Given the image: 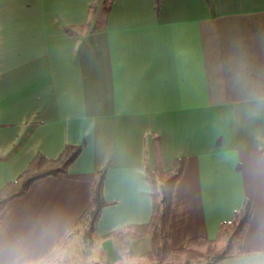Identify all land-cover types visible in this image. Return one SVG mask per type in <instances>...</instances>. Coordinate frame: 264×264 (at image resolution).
<instances>
[{
    "label": "crops",
    "instance_id": "1",
    "mask_svg": "<svg viewBox=\"0 0 264 264\" xmlns=\"http://www.w3.org/2000/svg\"><path fill=\"white\" fill-rule=\"evenodd\" d=\"M93 1L0 0V188L81 146L0 210V264L69 257L100 171L107 204L77 263L147 264L150 234L123 259L109 234L150 221L146 167L180 157L171 247L216 238L248 199L213 264H264V0H110L103 15Z\"/></svg>",
    "mask_w": 264,
    "mask_h": 264
},
{
    "label": "trees",
    "instance_id": "2",
    "mask_svg": "<svg viewBox=\"0 0 264 264\" xmlns=\"http://www.w3.org/2000/svg\"><path fill=\"white\" fill-rule=\"evenodd\" d=\"M100 1H102L100 14L103 15L109 9L108 1L110 0H94L91 7L95 9ZM80 151V145L67 144L56 158L48 157L41 152L37 153L18 178L9 181L0 188V210L8 200L24 194L34 180L46 175L66 172ZM184 165V157L177 158L170 169H164L161 165H156L155 168L147 165L146 176L151 185L153 197L152 216L147 223L129 224L109 234L114 240L121 259H123L122 256L132 251V241L147 233L151 236V249L145 254L147 264H175L191 260H204L213 264L235 251L251 214L252 206L248 199L231 219L220 224L216 238L193 237L183 248L171 247L168 239V227L172 198L175 182L181 177ZM105 176V171L98 173L93 187L91 204L73 231L81 234L80 243L69 249V257L60 259L61 264H79L77 262L80 258L77 256L83 253L82 244L93 237L100 212L107 204L103 195ZM68 241L69 239L64 242L65 245ZM143 263L145 262L143 261Z\"/></svg>",
    "mask_w": 264,
    "mask_h": 264
},
{
    "label": "clouds",
    "instance_id": "3",
    "mask_svg": "<svg viewBox=\"0 0 264 264\" xmlns=\"http://www.w3.org/2000/svg\"><path fill=\"white\" fill-rule=\"evenodd\" d=\"M15 264H61V261L58 256L54 255L50 259H44L40 261H17Z\"/></svg>",
    "mask_w": 264,
    "mask_h": 264
},
{
    "label": "rangeland",
    "instance_id": "4",
    "mask_svg": "<svg viewBox=\"0 0 264 264\" xmlns=\"http://www.w3.org/2000/svg\"><path fill=\"white\" fill-rule=\"evenodd\" d=\"M101 2H102V1H100V3H99L100 5H101ZM101 7H102V6H101ZM56 256H58V258L60 259V256H59L58 254H57ZM203 261H204V260H203Z\"/></svg>",
    "mask_w": 264,
    "mask_h": 264
}]
</instances>
